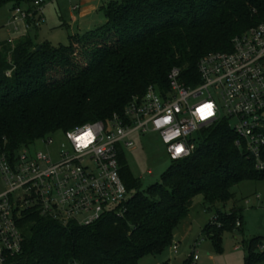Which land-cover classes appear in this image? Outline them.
Instances as JSON below:
<instances>
[{
    "label": "trees",
    "instance_id": "16d2710c",
    "mask_svg": "<svg viewBox=\"0 0 264 264\" xmlns=\"http://www.w3.org/2000/svg\"><path fill=\"white\" fill-rule=\"evenodd\" d=\"M104 17L103 26L71 38L70 46L45 43L37 51L29 35L14 44L0 42V154L13 156L58 131L107 122L149 86L168 90L174 69L187 85L197 84L205 55L231 52L237 36L264 22V0L111 1ZM236 142L227 121L201 132L194 155L172 161L145 192L121 153L120 174L133 192L123 216L80 226L27 211L20 222L22 253L7 264H140L145 256L162 254L196 197L212 207L226 204L235 184L264 180ZM234 211L219 212L221 225L204 230L219 248L224 231L237 223L242 228L241 210ZM248 248L246 264H264V238L252 239ZM193 263L190 256L184 264Z\"/></svg>",
    "mask_w": 264,
    "mask_h": 264
},
{
    "label": "built area",
    "instance_id": "2783aa9c",
    "mask_svg": "<svg viewBox=\"0 0 264 264\" xmlns=\"http://www.w3.org/2000/svg\"><path fill=\"white\" fill-rule=\"evenodd\" d=\"M45 3L16 6L10 24L15 32L20 25L30 32L39 29ZM198 77L197 84L187 85L174 69L168 90L151 85L122 114L64 132L56 161L48 151L31 147L13 156L0 154V175L7 186L0 195V264L22 253L20 222L32 209L63 225L89 226L107 215L123 216L133 192L123 182L119 158L135 146V135L158 133L171 161H179L194 155L201 132L227 121L236 145L264 173V22L237 36L231 52L205 55ZM41 141L47 148L55 144L52 136ZM198 260L193 255L194 263Z\"/></svg>",
    "mask_w": 264,
    "mask_h": 264
},
{
    "label": "rangeland",
    "instance_id": "374dc122",
    "mask_svg": "<svg viewBox=\"0 0 264 264\" xmlns=\"http://www.w3.org/2000/svg\"><path fill=\"white\" fill-rule=\"evenodd\" d=\"M111 1L122 0H98L96 10L92 18L91 34L106 23L105 9ZM15 2L0 4V42L10 38H19L29 35L39 46L49 43L55 48L70 46L71 38L82 37L84 26L75 24L80 11H74V6H80L78 0H46L43 5L44 23L39 29L31 32L20 25L19 32H15V26H11L12 12L16 7ZM27 7L28 4H22ZM91 21V19L89 20ZM9 31L11 33H9ZM17 41V39H16ZM55 144L47 148L43 141L36 142L31 151H48L53 160H58V153L64 141V132L58 131L52 135ZM134 147L126 149L123 153L129 168L140 183V191L145 192L151 186L159 183L162 176L172 165L165 145L158 133L151 132L145 135L132 137ZM7 190V186L0 175V195ZM234 198L226 204L215 206L205 205L203 196H198L188 216L181 221L175 230L172 244L160 255H148L140 260V264H184L193 255H197L199 261L194 264H246L249 254V242L257 237L264 238V180H243L231 188ZM234 210H241L242 228L232 231H224L220 248L207 237L205 228L211 224L219 227L220 214H231ZM178 251H174V246ZM196 246L195 249H193Z\"/></svg>",
    "mask_w": 264,
    "mask_h": 264
},
{
    "label": "crops",
    "instance_id": "0c3cea01",
    "mask_svg": "<svg viewBox=\"0 0 264 264\" xmlns=\"http://www.w3.org/2000/svg\"><path fill=\"white\" fill-rule=\"evenodd\" d=\"M78 1H79L80 6H78L79 8L74 11H80L78 14L79 19L77 21L75 18H73V22L76 21L74 22L75 24L79 23L80 26H84V32H85L84 34H87L89 33L90 30H92V25H93L92 18L96 10L98 9V7L96 6V2L98 0H78ZM90 19L91 21H89ZM24 36L25 35L19 38H10L9 40L14 39L16 41V39L19 40L23 38ZM195 248L196 246L193 249Z\"/></svg>",
    "mask_w": 264,
    "mask_h": 264
},
{
    "label": "water",
    "instance_id": "95a60500",
    "mask_svg": "<svg viewBox=\"0 0 264 264\" xmlns=\"http://www.w3.org/2000/svg\"><path fill=\"white\" fill-rule=\"evenodd\" d=\"M41 50V46L38 47L37 51H40Z\"/></svg>",
    "mask_w": 264,
    "mask_h": 264
}]
</instances>
